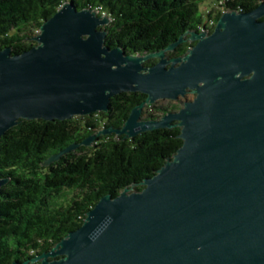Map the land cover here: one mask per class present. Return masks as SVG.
Returning a JSON list of instances; mask_svg holds the SVG:
<instances>
[{
	"label": "water",
	"instance_id": "95a60500",
	"mask_svg": "<svg viewBox=\"0 0 264 264\" xmlns=\"http://www.w3.org/2000/svg\"><path fill=\"white\" fill-rule=\"evenodd\" d=\"M65 2L29 50L0 49V138L21 119L64 120L108 112L124 91L147 94L124 125L101 135L131 138L180 126L183 144L143 188L104 195L39 264H264V1L226 11L214 30L191 31L160 52L106 44L111 17ZM195 41L170 57L178 43ZM158 59L152 65L145 62ZM178 110L142 117L161 99ZM9 181L0 178L1 188ZM12 264H30L15 260Z\"/></svg>",
	"mask_w": 264,
	"mask_h": 264
},
{
	"label": "trees",
	"instance_id": "16d2710c",
	"mask_svg": "<svg viewBox=\"0 0 264 264\" xmlns=\"http://www.w3.org/2000/svg\"><path fill=\"white\" fill-rule=\"evenodd\" d=\"M67 1L79 9L100 7L101 16L106 12L111 17L105 27L109 30L106 44L121 46L129 54L160 52L188 32L199 31L206 19L218 21L223 13L222 6L206 13L205 0H0V49L11 47L15 54L32 48L41 25ZM262 1L226 0L224 5L229 10L250 11ZM193 44L190 40L178 43L167 55L186 54ZM157 61L152 57L145 65ZM146 98L141 91H124L110 100L108 112L64 120L23 118L6 131L0 138V178L9 179L0 191V264L15 260L39 264L32 259L81 227L104 195L117 196L128 187L140 191L144 179L174 156L183 144L180 126L152 129L131 138L104 134L92 145H80L45 164L102 128L122 127L133 107ZM180 107L153 103L142 117L159 118Z\"/></svg>",
	"mask_w": 264,
	"mask_h": 264
},
{
	"label": "rangeland",
	"instance_id": "374dc122",
	"mask_svg": "<svg viewBox=\"0 0 264 264\" xmlns=\"http://www.w3.org/2000/svg\"><path fill=\"white\" fill-rule=\"evenodd\" d=\"M214 5H216V0H205L202 7H213ZM195 97V93L193 92H188V94L186 96H180V98L178 100H169V99H161V100H158L156 103H154L155 105H158V106H162V105H167L170 103H177L178 105H181L182 106V103L180 102H183V101H186V100H191V99H194ZM147 108V106L145 107Z\"/></svg>",
	"mask_w": 264,
	"mask_h": 264
},
{
	"label": "built area",
	"instance_id": "2783aa9c",
	"mask_svg": "<svg viewBox=\"0 0 264 264\" xmlns=\"http://www.w3.org/2000/svg\"><path fill=\"white\" fill-rule=\"evenodd\" d=\"M225 1H226V0H219V1H217V2H216V5H214L215 9H216V6H223V13H224L226 10H228L229 8H226L225 5H224V2H225ZM95 9H96V8H95ZM205 9H206V11H207L206 13H208V11L212 9V7H210V8L205 7ZM237 11H242V10H237ZM223 13H222V14H223ZM105 14H106V12H103V16H105ZM106 16H108V15L106 14ZM217 22H218V21H216L215 18H212V17L206 19L205 23H204V24H201L200 32H201L202 30H207L208 32H210L212 29H214V28L216 27Z\"/></svg>",
	"mask_w": 264,
	"mask_h": 264
},
{
	"label": "bare ground",
	"instance_id": "6f19581e",
	"mask_svg": "<svg viewBox=\"0 0 264 264\" xmlns=\"http://www.w3.org/2000/svg\"><path fill=\"white\" fill-rule=\"evenodd\" d=\"M222 8H223V6H222ZM94 10H98L97 13L101 12L100 7H98L97 9H94ZM222 10H223V9H222ZM226 11H233V10H229V9H228V10H226ZM226 11H225V12H226ZM236 11H237V10H236ZM242 11H243V10H242ZM102 15H103V12H102ZM212 18H213V17H212ZM199 31H200V30H199Z\"/></svg>",
	"mask_w": 264,
	"mask_h": 264
}]
</instances>
